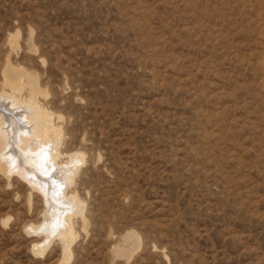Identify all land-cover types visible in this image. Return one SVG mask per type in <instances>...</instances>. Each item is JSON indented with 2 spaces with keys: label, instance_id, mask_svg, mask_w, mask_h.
Here are the masks:
<instances>
[{
  "label": "rangeland",
  "instance_id": "rangeland-1",
  "mask_svg": "<svg viewBox=\"0 0 264 264\" xmlns=\"http://www.w3.org/2000/svg\"><path fill=\"white\" fill-rule=\"evenodd\" d=\"M0 93L59 130L0 264H264V0H0Z\"/></svg>",
  "mask_w": 264,
  "mask_h": 264
},
{
  "label": "bare ground",
  "instance_id": "bare-ground-1",
  "mask_svg": "<svg viewBox=\"0 0 264 264\" xmlns=\"http://www.w3.org/2000/svg\"><path fill=\"white\" fill-rule=\"evenodd\" d=\"M9 71L17 74V70L15 71L12 68ZM10 81L15 89L20 88L15 79H10ZM47 116V113L37 103L33 93L30 94L24 105L20 104V100L14 94L0 93V167L6 173L17 169L26 177L31 175L37 177V173L35 174V172L29 170V165L35 166L36 169L43 172V165L48 163L47 159H44L46 151L41 149L38 150L41 152L37 154L38 151L33 150L32 146H34L38 136L41 137V141H45L43 145L45 147L48 146L49 139L51 141L54 137L58 139L57 136L59 135V130L48 124ZM16 117H19L20 123ZM53 151L54 149L50 152L53 153ZM52 157L55 160L56 155L53 154ZM38 161H40V164H38ZM66 177V179H69L67 175ZM28 180L36 187L41 186L43 191H48L46 186L44 187L43 183L39 182V178L35 180L28 177ZM63 192L59 191L57 196L49 195L50 199L58 202L59 197L63 196ZM64 235L68 239L71 232L66 229Z\"/></svg>",
  "mask_w": 264,
  "mask_h": 264
}]
</instances>
